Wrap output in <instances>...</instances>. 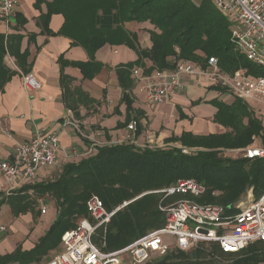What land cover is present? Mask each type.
I'll return each mask as SVG.
<instances>
[{
	"label": "trees",
	"instance_id": "obj_1",
	"mask_svg": "<svg viewBox=\"0 0 264 264\" xmlns=\"http://www.w3.org/2000/svg\"><path fill=\"white\" fill-rule=\"evenodd\" d=\"M41 3L43 0H37L36 8ZM47 8V14L39 21L43 33L67 37L73 46L83 47L91 57L89 63H69L60 58L64 100L67 85L71 83L64 75L65 67L79 68L85 79L92 80L102 68L94 61V56L104 46H126L136 52V62L116 68L123 90L122 103L127 106V124L135 112L131 96L135 68L150 75L154 71H175L179 61H188L206 69L209 59L216 58L220 70L227 74L244 69L250 75L264 76V69L256 67L240 53L232 41L229 20L209 0H53ZM53 15H62L65 19L58 34L49 29ZM132 22L149 23L154 27L149 31L151 49L141 48L137 34L125 29L124 25ZM10 39L0 35V62L10 49L6 45ZM16 58L25 70L27 54H17ZM145 61L152 63L149 69ZM3 86L0 82V89ZM213 90L228 94L221 87ZM211 104L218 110L215 123L227 129L226 133L207 136L183 133L180 138L168 141L179 143L182 149H197L196 152L184 154L179 148L143 149L129 143L98 147L95 155L78 164L66 165L55 181L28 187L40 198L50 196L56 201L57 220L33 250L27 252L18 247L13 253L0 256V264H40L49 251L58 249L62 236L76 228L77 219L89 218L87 202L93 196L99 197L108 211L129 203L113 217L106 235L103 230L97 233L99 239L96 242L95 238V242L101 244L105 238L108 252L123 249L164 227L166 215L160 211V206L187 199L183 195L165 198L162 194H146L137 199L144 193L170 188L179 181L194 180L206 188L205 195L195 199L200 205L228 209L249 190L259 198L264 192V159L232 160L221 155L224 151L246 150L256 145L257 139L261 142L259 145L264 146L262 120L237 98L231 105L218 100ZM67 108L81 123L75 109L69 105ZM134 121L138 123L137 139L142 126L139 118ZM3 204L4 201H0V210ZM14 214L19 216L21 212L15 209ZM147 264H264V241L237 254L224 253L215 243L201 244L192 253L175 248Z\"/></svg>",
	"mask_w": 264,
	"mask_h": 264
},
{
	"label": "crops",
	"instance_id": "obj_2",
	"mask_svg": "<svg viewBox=\"0 0 264 264\" xmlns=\"http://www.w3.org/2000/svg\"><path fill=\"white\" fill-rule=\"evenodd\" d=\"M52 2L43 0L36 8L37 0H19L11 21H0V35L11 37L6 42L10 49L0 62V82L4 84L0 89V163L10 160L15 147L32 139L36 131L57 133L61 143L57 167L41 171L36 181L10 196L0 194V201H4L0 210V256L11 254L18 247L27 252L33 250L55 221L42 220L49 213L48 203L58 212L56 201L50 196L40 198L33 189L27 188L53 182L66 165L78 164L95 155L98 148L95 140L104 146L128 143L132 134L127 128L136 118H139L142 126V132L135 140V146L139 148L146 144L152 147L155 144H179L168 141L180 138L183 133L195 136L224 134L228 130L215 123L218 110L211 102L218 100L231 105L236 99L213 90L214 86L203 79L184 74L181 76L184 89L173 95L167 103L153 107L146 100L144 79L156 71L146 75L143 69L135 68L140 71L139 77L132 73L135 87L131 96L135 112L132 121L127 124V106L122 103L123 90L116 68L136 62L138 56L126 46L106 45L94 56V61L102 68L92 80L85 79L79 68H64V75L71 80L67 85L65 101V90L60 82V58L69 63H89L91 57L83 47L73 46L71 39L43 33L39 21L48 12L47 4ZM64 24L62 15H53L49 29L58 34ZM124 27L137 34L141 48H152L149 31L154 30L153 26L132 22L126 23ZM17 37H21V40ZM17 54H27L26 71L19 66ZM145 65L149 69L152 63L145 61ZM28 73H33L41 83L39 91L29 93L25 89L22 74ZM67 105L79 115L82 134L63 126L70 112L77 119ZM181 115L185 118H181ZM0 181H3L1 176ZM36 206L43 208L39 214ZM15 209L21 212L19 216H15ZM41 225L47 226V230L35 236L34 229ZM55 255L57 253L41 263L46 264Z\"/></svg>",
	"mask_w": 264,
	"mask_h": 264
},
{
	"label": "built area",
	"instance_id": "obj_3",
	"mask_svg": "<svg viewBox=\"0 0 264 264\" xmlns=\"http://www.w3.org/2000/svg\"><path fill=\"white\" fill-rule=\"evenodd\" d=\"M209 1L229 20L232 41L240 53L250 63L264 69V0ZM18 4L19 0H0V21L9 23ZM133 74L139 77L140 71L136 69ZM184 74L226 89L256 111L264 125V76L250 75L244 69L227 74L220 70L216 58L209 59L206 69L188 61H179L174 73L156 71L145 78L144 90L149 105L157 107L167 103L173 95L181 92L184 89L181 76ZM22 79L29 93L42 88L33 73L22 74ZM63 126L82 134L81 123L71 112ZM137 127L136 121L128 125L127 129L132 134L129 144L135 145ZM147 147L152 148H142ZM60 150L57 133L36 131L32 139L15 147L10 160L0 163V176L3 178L0 194L10 196L36 181L41 171L57 167ZM182 150L184 154L191 152ZM242 156L251 160L264 159V146L254 145L242 150ZM205 193L206 188L194 180L179 181L170 188L148 193L162 194L165 198L183 195L187 199L161 205L160 211L166 215L165 226L114 252L106 251L105 238L101 244H97L95 238L100 230L106 235L113 217L128 204L110 212L99 197L93 196L87 202L89 218H81L75 229L62 236V251L46 264H147L170 251L164 236L173 237L176 249L185 253L201 244L215 243L224 253L237 254L254 243L264 241V192L259 198L252 193L248 199L242 198L228 209L195 202Z\"/></svg>",
	"mask_w": 264,
	"mask_h": 264
},
{
	"label": "rangeland",
	"instance_id": "obj_4",
	"mask_svg": "<svg viewBox=\"0 0 264 264\" xmlns=\"http://www.w3.org/2000/svg\"><path fill=\"white\" fill-rule=\"evenodd\" d=\"M229 94V93H228ZM229 95H231V94H229ZM232 96V95H231ZM262 111H263V113H264V107H262ZM255 112V115L256 116H258L260 119H261V117H260V115H258L257 114V112L256 111H254ZM95 143H97L98 145H100L101 143H99V141L98 140H95ZM255 144L256 145H259V144H261V142L257 139L256 141H255ZM145 146H151L150 144H146ZM177 146H180V144H173V145H166V144H163V145H157V144H155V145H153V147L152 148H154V149H158V148H178ZM180 149V148H179ZM197 151V149H193L191 152H196ZM190 153V152H189ZM222 157H224V158H228V159H232V160H236V159H239V158H242L243 156H242V151H237V150H229V151H224L223 153H222V155H221ZM253 193V190H249L248 192H247V194L243 197V199L245 198V199H248V196L250 195V194H252ZM146 194H148V192L147 193H144V194H142V195H140L139 197H137V199L138 198H140V197H142V196H144V195H146ZM253 195H254V193H253ZM255 197V196H254ZM136 200V199H135ZM125 204H129V203H125ZM125 204H123L122 206H125ZM38 208V209H37ZM47 208H48V215L47 216H43V222H49V221H53V220H55L53 223H52V225L56 222V220H57V217H58V212L57 211H55L54 210V207L52 206V204H47ZM36 212H37V214H39L40 213V211L41 210H43V208L42 207H39V206H36ZM118 208H116V209H114V210H112V211H115V210H117ZM42 212V211H41ZM111 212V211H110ZM118 213V212H117ZM80 219L81 218H79V219H77V221H76V226H78V224H79V221H80ZM52 227V226H51ZM50 227V228H51ZM34 230H36L35 231V236H39V233H41V231L42 232H44L43 230H47V226H44V225H41V226H39L38 228H36V229H34ZM50 230V229H49ZM49 230H47V232L49 231ZM46 235V234H45ZM44 235V236H45ZM43 236V237H44ZM42 237V238H43ZM42 238H40V240L42 239ZM99 239V235H97L96 236V242H97V240ZM164 242H165V244L170 248V250H173V249H175L176 248V246H175V239L173 238V237H171V236H164ZM39 240V241H40ZM99 241H101V240H99ZM103 241V240H102ZM101 241V242H102ZM99 243V242H98ZM62 249H63V245H62V243H60L59 244V247H58V249L57 250H51V251H49V253H48V255H46L44 258H43V262L42 263H44V262H46L47 261V258L49 257V258H51V256H52V254L54 253H60L61 251H62ZM194 251V250H193ZM193 251H191V253L193 252ZM157 257H155L154 259H156ZM154 259H152L151 261H153ZM150 261V262H151ZM149 262V263H150ZM42 263H40V264H42Z\"/></svg>",
	"mask_w": 264,
	"mask_h": 264
}]
</instances>
